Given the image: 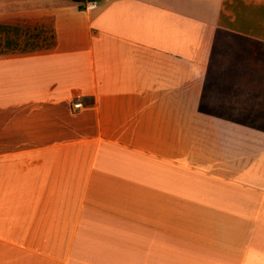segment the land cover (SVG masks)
<instances>
[{"label": "crops", "instance_id": "crops-1", "mask_svg": "<svg viewBox=\"0 0 264 264\" xmlns=\"http://www.w3.org/2000/svg\"><path fill=\"white\" fill-rule=\"evenodd\" d=\"M0 264H264V0H2Z\"/></svg>", "mask_w": 264, "mask_h": 264}, {"label": "trees", "instance_id": "trees-1", "mask_svg": "<svg viewBox=\"0 0 264 264\" xmlns=\"http://www.w3.org/2000/svg\"><path fill=\"white\" fill-rule=\"evenodd\" d=\"M70 1L78 3L79 10H83L86 8L88 3L97 2L99 0H70Z\"/></svg>", "mask_w": 264, "mask_h": 264}, {"label": "built area", "instance_id": "built-area-1", "mask_svg": "<svg viewBox=\"0 0 264 264\" xmlns=\"http://www.w3.org/2000/svg\"><path fill=\"white\" fill-rule=\"evenodd\" d=\"M72 106H73V109H75V110L82 108V105L80 103H74Z\"/></svg>", "mask_w": 264, "mask_h": 264}, {"label": "rangeland", "instance_id": "rangeland-1", "mask_svg": "<svg viewBox=\"0 0 264 264\" xmlns=\"http://www.w3.org/2000/svg\"><path fill=\"white\" fill-rule=\"evenodd\" d=\"M0 2H2V0L0 1ZM4 2V1H3ZM234 10V12H235V9H233Z\"/></svg>", "mask_w": 264, "mask_h": 264}]
</instances>
